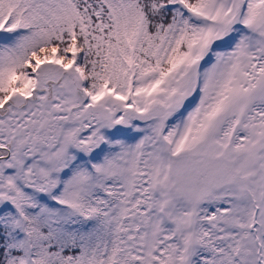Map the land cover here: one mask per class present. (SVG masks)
I'll return each mask as SVG.
<instances>
[{
  "label": "snow or ice",
  "instance_id": "6c2138e0",
  "mask_svg": "<svg viewBox=\"0 0 264 264\" xmlns=\"http://www.w3.org/2000/svg\"><path fill=\"white\" fill-rule=\"evenodd\" d=\"M0 264H264V0H0Z\"/></svg>",
  "mask_w": 264,
  "mask_h": 264
}]
</instances>
